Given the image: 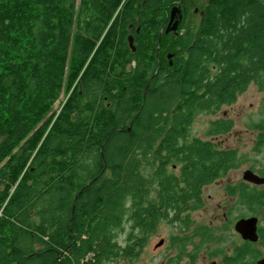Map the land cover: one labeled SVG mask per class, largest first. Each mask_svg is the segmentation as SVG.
<instances>
[{
    "label": "trees",
    "instance_id": "1",
    "mask_svg": "<svg viewBox=\"0 0 264 264\" xmlns=\"http://www.w3.org/2000/svg\"><path fill=\"white\" fill-rule=\"evenodd\" d=\"M197 2L0 0V264L132 261L162 205L235 165L191 126L264 89V0ZM173 4L181 19L164 33Z\"/></svg>",
    "mask_w": 264,
    "mask_h": 264
},
{
    "label": "flooded vegetation",
    "instance_id": "2",
    "mask_svg": "<svg viewBox=\"0 0 264 264\" xmlns=\"http://www.w3.org/2000/svg\"><path fill=\"white\" fill-rule=\"evenodd\" d=\"M258 89L264 92V89ZM218 118L227 117L213 119ZM232 127L233 125L224 133L207 136L211 137V140H208L213 144L214 151L235 150L237 157L235 165L218 171L204 184L199 185L195 197L190 198L186 205L170 208L162 205L160 208L164 217L157 220L154 230L146 237L143 247L160 223L175 227L179 234L171 235L170 240L160 238L154 244V247H161L168 242L167 250L174 249L173 254L160 259L156 264H206V262L207 264H264V126L252 128L253 131H257L252 145V152L255 155L252 159L244 160L240 159L235 147L221 146L215 142L218 136L230 133ZM177 166L179 165L171 164L173 170L177 169ZM236 171H238L237 179L228 178L225 183L219 181L221 193L224 198H228V204L215 202L208 221L196 224L190 216L203 209L207 210L209 205H206V202L212 200L210 194H208L210 198L204 197L205 191L216 187L219 178L224 180L229 173ZM247 171L256 175L259 182L245 178ZM157 188L158 186L150 187V205L155 208L160 205ZM243 220L246 221L240 227H236ZM192 227H194L193 231L187 234L186 232ZM159 241L161 244L156 246Z\"/></svg>",
    "mask_w": 264,
    "mask_h": 264
},
{
    "label": "rangeland",
    "instance_id": "3",
    "mask_svg": "<svg viewBox=\"0 0 264 264\" xmlns=\"http://www.w3.org/2000/svg\"><path fill=\"white\" fill-rule=\"evenodd\" d=\"M204 0H198L197 7L200 9L201 3ZM176 4H173L175 6ZM177 6V5H176ZM198 9H196L194 21L198 23ZM170 9L167 15L164 17L165 20L163 22V30L168 25L169 22ZM148 36H143L140 38L142 40L143 47L149 43ZM170 40L166 39L165 44H169ZM158 49V46L156 47ZM163 49V48H162ZM167 53V52H166ZM165 53V56H166ZM169 54V53H167ZM164 56V59H165ZM134 62L131 63V66L127 65L124 69V73L119 76V80L126 81L127 79H133V71ZM130 80V81H131ZM65 95L62 93L58 100L54 102L52 110L57 113L62 106ZM215 117H227L232 120L233 127L230 133L218 136L215 142L221 146H232L235 147L240 155V159L244 160L245 158L252 159L254 157V152L252 145L255 142V137L257 131H253L252 128H256L254 124L258 122L262 117H264V92L260 91L258 87L251 83L248 87L237 94L235 100L231 104L222 105L215 112L209 113H198L192 123L191 132L194 135H197L202 138L210 139V136L204 134V131L208 125V121ZM260 157V156H258ZM229 173L227 178L218 179L216 187H211L205 191L204 197H209L208 194L211 195L212 200L206 202L207 210L203 209L202 211L193 213L190 218L195 221L196 224L204 223L208 221V219L212 215V209L215 202H219L222 205H227L229 200L227 197L224 198L221 193L220 182L225 183V181L229 179H237V173ZM236 174V176H235ZM237 181V180H236ZM219 182V183H218ZM210 198V197H209ZM213 205V206H212ZM194 227L190 228L186 233L190 234L193 231ZM179 234L175 227L168 226L165 223H160L155 228V231L151 237L148 238L146 245L143 247L141 253L138 255L136 259L132 261L124 260L117 258L113 261L104 262L102 264H156L160 262V259H165L169 255L174 253V249L170 248L168 251L167 246L168 242H165L163 246L154 247V244L160 239H168L170 240L171 235ZM123 238V235L121 236ZM207 264V262H206Z\"/></svg>",
    "mask_w": 264,
    "mask_h": 264
},
{
    "label": "water",
    "instance_id": "4",
    "mask_svg": "<svg viewBox=\"0 0 264 264\" xmlns=\"http://www.w3.org/2000/svg\"><path fill=\"white\" fill-rule=\"evenodd\" d=\"M180 17H181L180 8L178 6H176V5L172 6L171 9H170L169 22H168L167 27L164 30V33H168V32L175 33L176 29L178 27V21H179ZM127 41H128V45L131 48V50H134L135 47L132 44V42H133L132 35L128 36ZM167 57L170 59L171 54L170 53L167 54ZM245 176H246L245 178H247L250 181L259 182L257 176L254 175L253 173H251L250 171H247ZM244 221H246V220H243L242 222H239L236 227H240L244 223ZM160 244H161V241H159L156 244V246H159Z\"/></svg>",
    "mask_w": 264,
    "mask_h": 264
}]
</instances>
